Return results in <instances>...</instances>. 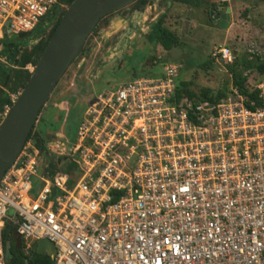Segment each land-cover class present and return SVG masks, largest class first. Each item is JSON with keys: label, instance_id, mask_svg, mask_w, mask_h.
Listing matches in <instances>:
<instances>
[{"label": "built area", "instance_id": "1", "mask_svg": "<svg viewBox=\"0 0 264 264\" xmlns=\"http://www.w3.org/2000/svg\"><path fill=\"white\" fill-rule=\"evenodd\" d=\"M64 5L0 0V45ZM249 52L263 57L264 46ZM235 56L230 46L211 54L215 65ZM182 68L164 63L160 77L95 96L70 153L62 135L48 145L76 163L73 174L51 176L28 141L0 184V264L7 223L27 249L54 243L52 264H264V75L249 70L256 97L232 84L225 98L196 102L178 95Z\"/></svg>", "mask_w": 264, "mask_h": 264}, {"label": "rangeland", "instance_id": "2", "mask_svg": "<svg viewBox=\"0 0 264 264\" xmlns=\"http://www.w3.org/2000/svg\"><path fill=\"white\" fill-rule=\"evenodd\" d=\"M147 1L141 28L128 42L117 46L123 29L114 31L108 26L109 21L122 18L120 12L101 22L40 114L35 133L40 131L44 122L46 132L52 140L58 135L63 136L68 154L69 149L76 144L79 124L94 96L115 90L135 78L160 77L164 63L169 62L183 66L178 79L192 83L191 89L195 92L199 93L203 89L218 92L225 88L229 91L233 79L226 62L221 61L220 65H214L208 70L202 69L201 64L210 60L217 47L230 46L236 54L245 55L251 60V44L264 46V0L236 5L233 28L224 31L202 28L204 11L201 8L191 9L190 24L187 25L188 9L185 5L173 0ZM163 14L166 15L165 27L175 33L182 43L180 48L172 51H166L149 39L152 23ZM49 31L45 38H48ZM37 43L38 41L32 42L30 47ZM28 68L34 70L33 66ZM243 76L254 77L249 70L244 71ZM254 81H257L256 77ZM29 142L31 146L34 145L32 141ZM53 152L52 160L57 169L61 168L62 164L57 161L65 157H59L58 150L54 149ZM44 162L48 164L50 161L44 158Z\"/></svg>", "mask_w": 264, "mask_h": 264}, {"label": "trees", "instance_id": "3", "mask_svg": "<svg viewBox=\"0 0 264 264\" xmlns=\"http://www.w3.org/2000/svg\"><path fill=\"white\" fill-rule=\"evenodd\" d=\"M70 6L75 0H64ZM191 8H209L208 0H173ZM147 0H139L135 7L143 9ZM62 16H50L45 18V22L52 24V28L44 27V23L31 33H22L19 35L6 34L0 45V111H3L6 105L12 106V97L21 93L26 87L32 72L29 66L36 67L42 54L44 53L48 42L56 32ZM105 19V18H104ZM103 19V20H104ZM103 20L101 22H103ZM166 15H161L152 25L149 39L153 44L161 45L166 51H172L182 46L180 38L171 30L165 27ZM100 22V24H101ZM99 24V25H100ZM98 25V27H99ZM97 27V28H98ZM96 28V30H97ZM50 30V31H49ZM95 30V31H96ZM48 33V38L45 35ZM38 41L37 44L30 47L32 42ZM215 65L214 60L201 64V68L208 70ZM229 73L232 75V84L242 93L256 97L257 92H250L246 87L248 77L243 76L244 71H256L259 75H264V56L248 59L245 55H236L234 63L227 66ZM192 83L179 81L178 95L196 102H216L225 98L228 94L227 88L214 92L211 89H203L199 93L192 90ZM43 111V110H42ZM42 113V112H41ZM46 125L43 122L38 133L33 130L29 141H32L35 148L41 151L42 156L50 161V175L55 176L57 172H66L73 174L76 169V163H69L68 158L58 159L62 164L61 168L56 167L52 160V152H49L48 145L53 138H50L46 132ZM35 129V128H34ZM57 130H55L56 132ZM2 242L5 252L4 264H52L51 256L44 254L38 255L36 252L37 244H33L27 249L26 242L18 235L16 226L7 223L2 232Z\"/></svg>", "mask_w": 264, "mask_h": 264}, {"label": "water", "instance_id": "4", "mask_svg": "<svg viewBox=\"0 0 264 264\" xmlns=\"http://www.w3.org/2000/svg\"><path fill=\"white\" fill-rule=\"evenodd\" d=\"M139 0H75L65 11L26 87L18 95L0 125V184L6 172L16 163L62 78L83 51L100 22ZM191 8L188 7L187 25ZM215 23L228 30L231 8L218 15L211 12ZM9 27V23L7 24ZM38 255L56 253L54 243H37Z\"/></svg>", "mask_w": 264, "mask_h": 264}, {"label": "flooded vegetation", "instance_id": "5", "mask_svg": "<svg viewBox=\"0 0 264 264\" xmlns=\"http://www.w3.org/2000/svg\"><path fill=\"white\" fill-rule=\"evenodd\" d=\"M250 1H252V0H229L226 3H220L219 0H211L209 3V8L204 10V12H203V15H204L203 18L204 19L201 22V27L204 28L205 30L206 29L222 30L219 27V25L215 23L214 17L211 16V12L214 11L215 15L216 14L222 15L223 13H225V11L228 8H231V22L229 24V27H230L232 24L233 7H235L238 4L247 5L248 3H250ZM136 3L131 5L132 7L129 6V7L123 8V9L118 11L122 15L121 19H117L114 21L112 20V21L108 22V26L112 27L114 31L116 29H120V28L123 29L122 33L120 35V38L117 41V46H119L123 42H128L129 39L133 35H135L137 33V31L141 28V21H142L143 15H144L145 7L143 9L138 8V7L136 8L135 7ZM68 7H69V5L67 4V2H65L64 7H61L60 9H58L56 11L55 16H57V17L63 16ZM156 21H154L153 23H155ZM153 23H152V25H153ZM49 25L52 26V24L46 23V25H44V27L52 28V27H49ZM152 25H151V30H152ZM222 31H224V30H222Z\"/></svg>", "mask_w": 264, "mask_h": 264}, {"label": "crops", "instance_id": "6", "mask_svg": "<svg viewBox=\"0 0 264 264\" xmlns=\"http://www.w3.org/2000/svg\"><path fill=\"white\" fill-rule=\"evenodd\" d=\"M208 1H211V0H208ZM187 7V9H188V7L189 6H186ZM191 8V7H190ZM191 9H194V8H191ZM202 9V8H201ZM203 11H204V9H203ZM235 12H236V8L235 7H233V13H232V24H231V26L229 27V29H232L233 28V20L235 19ZM237 55V54H236Z\"/></svg>", "mask_w": 264, "mask_h": 264}]
</instances>
